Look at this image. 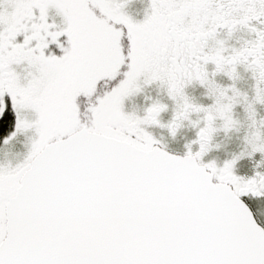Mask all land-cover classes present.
Wrapping results in <instances>:
<instances>
[{"label": "snow or ice", "instance_id": "obj_1", "mask_svg": "<svg viewBox=\"0 0 264 264\" xmlns=\"http://www.w3.org/2000/svg\"><path fill=\"white\" fill-rule=\"evenodd\" d=\"M262 108L264 0H0V264H264Z\"/></svg>", "mask_w": 264, "mask_h": 264}, {"label": "rangeland", "instance_id": "obj_2", "mask_svg": "<svg viewBox=\"0 0 264 264\" xmlns=\"http://www.w3.org/2000/svg\"><path fill=\"white\" fill-rule=\"evenodd\" d=\"M133 103H139V97L133 98L129 104H133ZM134 104V105H137ZM262 112H264V108H262ZM186 134L190 135V132H188L186 130ZM222 147L219 151L216 152V154L218 155V157H223V155L225 154L226 150H232V149H237L238 145L240 144L239 140L236 137V134H233L231 139L225 137L223 134H221V139H219L218 141ZM14 151H23V144H18L17 147L14 149ZM214 154V155H216ZM12 153H8L5 154L4 152H0V161L3 160H7V159H12Z\"/></svg>", "mask_w": 264, "mask_h": 264}, {"label": "flooded vegetation", "instance_id": "obj_3", "mask_svg": "<svg viewBox=\"0 0 264 264\" xmlns=\"http://www.w3.org/2000/svg\"><path fill=\"white\" fill-rule=\"evenodd\" d=\"M148 4V0H128V7L130 9V11H132L133 13H138L140 14V16L142 17L143 15V9L145 7H147ZM251 86V81L247 78H245L244 80L241 81V87L245 88V89H250ZM199 89L196 90V93L199 94ZM137 103H133L130 106H137L142 104V98L139 97V103L137 105H134ZM262 111V109H261ZM219 139H221V135L219 137H217V140L219 141ZM216 154V152H214L212 155ZM216 156H218L216 154ZM253 161H249V160H245V161H241V167L245 170H251Z\"/></svg>", "mask_w": 264, "mask_h": 264}]
</instances>
